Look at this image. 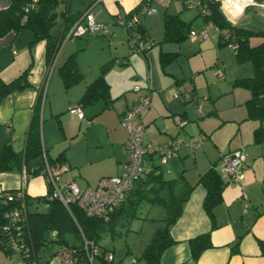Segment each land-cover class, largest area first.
Wrapping results in <instances>:
<instances>
[{
	"label": "crops",
	"instance_id": "crops-1",
	"mask_svg": "<svg viewBox=\"0 0 264 264\" xmlns=\"http://www.w3.org/2000/svg\"><path fill=\"white\" fill-rule=\"evenodd\" d=\"M141 1L67 0L66 5L61 4L57 12L62 13L65 8L67 16H76L91 7V13L97 22L104 25V30L99 31L98 37L82 38L85 34L70 38V43L58 50L52 65L46 62V40L30 44L33 34L29 28L9 31L0 37V79L5 82L13 80L31 63L27 75L30 87L16 90L0 102V147L8 144L16 152L24 150L33 106L39 92H43L42 146L51 158L65 149L63 166L68 169L57 168L59 181L72 179L80 188L93 187L102 176L118 174L126 162V132L120 125V115L147 92L150 96L149 106L141 113V120L145 123L152 122L155 130L143 132L144 144H163L177 134L185 137L203 135L200 146L190 148L183 144L178 153L168 161H153V164H166L165 172L170 177H166L159 167L164 178L182 176L193 186L183 203L180 216L169 227L174 242L162 252L160 263L264 264V249L260 246V242H264V118L248 116L245 102L250 98L251 91L247 87L233 84L236 79L251 77L253 65L248 61L249 64H241L228 71L229 65L223 59L214 64V58L210 61L187 59V62L179 52L165 50L162 45L163 52L176 53L173 60L162 68L159 52V59L151 66L148 58L152 56L156 59L155 52H145L144 55L140 53L146 64V75L145 72L136 73L132 59L134 55L129 54L127 34L118 19L132 11ZM10 2L11 0H0V9L8 7ZM250 6L264 7V3ZM137 10L132 13L136 14ZM237 19L229 21L239 26L235 22ZM57 20L63 25L61 14L57 15ZM201 20L203 24H207L204 17L201 16ZM66 25L68 26H62V38L66 37L74 23L69 25L68 21ZM257 25L259 26L249 23L239 27L264 32V22H257ZM205 26L208 27L204 25L202 28ZM215 28L218 39L220 30L216 26ZM143 32L146 34L145 28ZM262 40L264 36L250 37L249 42L256 45ZM73 52L82 79L66 89L58 68ZM110 61L112 66L105 73L104 79L109 87V96L114 101L108 108H103L102 100L84 106V116L78 117L70 111L71 105L79 101L86 87L98 76L102 65ZM115 64L134 67L135 73L131 74L129 81L117 80L112 73L117 69ZM211 65H220L225 69V74L220 68L214 71L218 79L212 76L210 69L207 74L206 68ZM202 70L204 72L200 73ZM138 83L143 87L138 86ZM135 86L140 87V90L136 91ZM178 86L190 93L191 97L185 99L176 94ZM98 103L101 104L100 107H97ZM111 107L113 117L104 116ZM199 107L203 114L198 111ZM86 113L90 116L87 121H83ZM177 113L187 119L183 127L177 126L172 119L173 114ZM98 125L105 127L106 142L99 141V136H96L95 142L90 141L89 133H93L94 126ZM77 138H83L85 144L80 143L76 150L68 151V146L64 147V144ZM78 140L75 142L79 144ZM103 146L107 148L106 151ZM237 148L244 153L243 177L237 183H226L222 190V200L213 208L210 216L203 207L206 190L197 180L212 166L225 179L221 173V159ZM20 186V170L0 172V191L18 189ZM25 191L32 197L46 194L45 178L41 174L29 177ZM243 192L246 194L245 199L242 198ZM204 233H209L211 245L202 250L197 259H193L188 241ZM18 256L20 259L19 254ZM45 258H49L46 252L43 253V260ZM49 264L63 263L54 256Z\"/></svg>",
	"mask_w": 264,
	"mask_h": 264
},
{
	"label": "trees",
	"instance_id": "trees-1",
	"mask_svg": "<svg viewBox=\"0 0 264 264\" xmlns=\"http://www.w3.org/2000/svg\"><path fill=\"white\" fill-rule=\"evenodd\" d=\"M254 1L264 3V0ZM66 2L67 0H11L8 7L0 9V37L9 31H18L23 27L29 28L33 34L30 44L38 40H46L45 57L46 62L51 65L63 40L61 37L63 28L56 35L50 33L51 29L58 23L57 15H62V26L66 27L68 21L69 25L75 23L83 13L67 16L65 8H63L62 13L57 12L58 7L63 3L66 5ZM140 3L128 14L139 9ZM183 3L185 5L184 0ZM202 17H204L205 22L210 21L219 28L218 46L229 45V43L234 42L237 44V47L233 49L237 62L250 61L252 63L253 75L236 79L233 84L247 87L251 91L250 98L245 102L248 116L264 118V102H262L264 100V40L256 45H251L249 42L253 34L260 33L264 36V32H255L230 22L216 3H208V14ZM137 29L151 47L153 44L143 33L140 23ZM189 32L190 23L182 20L179 14L164 13L162 41H181L189 35ZM147 49L141 54L144 55ZM175 56L176 53L161 52V67L164 68L165 64L173 60ZM111 66V61L102 65L98 76L86 87L76 103L81 109L99 100L104 103L103 108H108L114 101L109 96V87L104 79L105 73ZM30 68L31 63L18 77L11 81L5 82L0 79V102L14 91L30 87L27 82ZM58 70L66 89L82 79V74L76 66L75 52L66 58ZM44 95L43 92H39L33 106V112L26 130L24 150L16 152L8 144L0 147V172L21 171L22 167L25 166L27 179L38 174L45 178L47 192L42 196L32 197L26 193L25 187L22 186L18 189L0 191V251L7 255L18 253L20 255L19 261L49 264L50 259L57 256L59 251L70 249L76 258L72 264H95V262H97L96 264H116L113 258L109 259L106 255V248L99 244L102 232L113 229L117 222L128 223L138 217L142 207L156 205L162 208L164 226L155 233L151 243L144 249L139 259L141 264H161L162 252L174 242L170 236L169 227L180 216L183 203L193 186L189 185L182 176L164 178L160 172L159 164H153L154 159L158 160L154 157L136 180L125 199L106 217L87 213L77 202L64 204L58 198H53L51 195L53 182L45 170L46 163L58 185L63 182L59 181L57 168L67 170L68 167L63 166L65 149L51 158L42 146L41 112ZM37 158L40 159V162L31 167L29 163ZM197 183L202 184L206 190L203 207L206 213L211 216L213 208L222 200V190L227 182L215 166H212L199 176ZM32 199L43 200L46 203V210H30L28 205ZM67 234L73 235L74 238L79 239V242H68L65 237ZM84 240L92 241L100 249L92 263L87 262L83 248ZM188 242L193 259H197L202 250L211 245L209 233L198 235ZM54 243L58 245L56 251L52 252L49 258L40 260V251L49 249ZM260 246L264 249V242H260Z\"/></svg>",
	"mask_w": 264,
	"mask_h": 264
},
{
	"label": "built area",
	"instance_id": "built-area-1",
	"mask_svg": "<svg viewBox=\"0 0 264 264\" xmlns=\"http://www.w3.org/2000/svg\"><path fill=\"white\" fill-rule=\"evenodd\" d=\"M169 1L170 0H142L139 10L146 13H155L157 12V8L153 7V3L167 7ZM184 2L189 8L197 7L201 16L208 14V3H216L226 18L231 21L237 19L246 7L260 4L254 0H184ZM118 21L127 34L131 52L141 53L145 49L150 48L148 41L143 38L142 33L137 29L139 20L136 14H126L123 18H119ZM103 30L104 25L95 20L91 13V7H88L76 20L67 33L65 40L85 34H95ZM189 36L192 38L198 36L207 38L208 27L205 26L199 30H190ZM229 46L234 49L237 47V44L231 42ZM217 74H220V72ZM134 89L139 91L140 87L135 86ZM176 94L182 95L185 99L191 97L190 93L183 90L182 87L177 89ZM149 101V93H143L140 98L133 105L126 108L120 116V125L126 132L125 149L127 160L118 174L100 178L98 183L93 187L80 188L77 183L72 180L58 185L56 179L52 175L50 167L46 163L45 170L53 182L52 197L58 198L64 204L77 202L87 213L99 217H106L110 211L125 199L136 180L152 162L154 157L160 162H166L169 158L178 153L183 144L188 145L190 148H196L201 145L203 138L200 134L187 137L177 134L163 144L151 146L144 144L141 138L143 132L148 129L155 130V125L152 122L145 123L141 120V113L149 106ZM70 111L80 118L83 117V111L77 104L71 105ZM172 117L179 127H183L186 121L181 115L173 114ZM243 166L244 153L242 149L237 148L231 153L225 154L221 159V173L225 177L226 182H239L243 177ZM21 172L22 187H25L27 181L25 166L22 167ZM242 198H246L244 192L242 193ZM83 248L87 262L92 263L100 252V249L92 241L87 240H84ZM57 257L63 264H72L76 259L73 251L70 249L59 251ZM108 258H113L112 253L108 255ZM16 264H36V262L32 261L27 263L19 261Z\"/></svg>",
	"mask_w": 264,
	"mask_h": 264
},
{
	"label": "rangeland",
	"instance_id": "rangeland-1",
	"mask_svg": "<svg viewBox=\"0 0 264 264\" xmlns=\"http://www.w3.org/2000/svg\"><path fill=\"white\" fill-rule=\"evenodd\" d=\"M153 7L157 8V12L155 13H146L140 10H137L136 15L139 20L140 26L143 27L142 29L148 35L147 38L150 41L151 47L147 49L148 52L156 54V59H153L150 56L148 59L151 61V66H154L153 62L155 63L159 59V52H163V48L165 50H175L174 52H179L180 56L191 60H200L205 59V61H210L213 58V63L216 61L220 62L221 59L225 60L229 65V70L232 71L237 66L241 64H249L248 61L244 62H237L234 50L229 45H217V29L213 25L212 22H207V24H203L201 20V15H199V10L197 7H186L183 3V0H170L167 7L159 5L157 3H153ZM164 13L168 14H179L180 18L184 20L186 23H190V28L193 29H200L204 25H208V37H198L196 40L192 39L189 35L185 37L181 41H162L163 38V16ZM238 23L239 26L242 24H249L257 25L258 23L264 22V7L261 6H250L247 10L243 11L242 14L238 17L235 21ZM259 32V31H257ZM144 33V32H143ZM100 35L99 32L95 34H86L82 38L88 39L89 36H97ZM262 34L257 33L253 34L252 37H260ZM98 37V36H97ZM81 38V39H82ZM71 40H63L61 41V46L59 50L65 44H69ZM162 43V44H161ZM129 54L134 55L133 61L134 65L136 66V73L140 74L145 72L146 75V64L141 56L140 53L134 52L131 53L129 49ZM137 57H140V60H137ZM188 62V61H187ZM159 63V62H158ZM216 66V65H215ZM211 65V67L206 68L207 74L209 72L208 69L211 70L212 76L218 79L215 76V70L220 68L223 73L225 74V69L223 67L217 66L215 67ZM117 69H114L113 74L117 77L118 81H129L131 74L134 72V67L130 65H119L115 64ZM220 70V71H221ZM57 71V69L55 70ZM217 71V70H216ZM203 73L204 70L200 71ZM223 74V75H224ZM224 77V76H223ZM138 86L143 87L141 83H138ZM177 88V87H176ZM175 90V88L173 89ZM201 100V99H200ZM204 101V100H202ZM97 107H100L101 104H96ZM205 110V108H204ZM199 112H202L201 108L198 109ZM198 112V113H199ZM178 114V113H177ZM113 117L114 111L112 107L105 112L104 116ZM179 115V114H178ZM90 115L86 113L85 118L83 121H87ZM173 119V117H172ZM185 119V118H184ZM187 121V119H185ZM176 124V123H175ZM177 125V124H176ZM178 126V125H177ZM105 127L98 125L94 126V132H90V141L95 142L96 136H99V141L106 142L105 137ZM199 135V134H195ZM202 135V134H201ZM203 136V135H202ZM142 138V137H141ZM78 138L75 140L77 141ZM69 142L64 144L68 146V151H74L80 145H83L84 140L80 138L79 144L78 142ZM109 149V146H108ZM103 150L106 151L107 148L103 146ZM159 164V163H158ZM160 169L162 170L163 174L166 175V164H159ZM170 177V176H168ZM81 181V180H78ZM30 210H37V211H44L46 210V203L43 200H35L32 199L30 204L28 205ZM163 211L162 208L159 206H145L140 209V213L138 217L130 220L128 223L124 222H117L113 229H108L105 232H102L101 238L99 240V244L106 248V255L110 254V251L113 255L114 263L116 264H141L140 255L144 251V249L151 243L152 239L154 238L155 233L164 226L163 220ZM66 239L70 243L79 242V239L74 238L73 235L67 234L65 235ZM58 245L54 243L52 247L49 249H42L39 253L40 260H43V253L46 252V256L52 254V252L56 251ZM42 256V257H41ZM19 256L17 253H12L10 255L5 254L4 252L0 251V264H16L18 262ZM97 262H95L96 264Z\"/></svg>",
	"mask_w": 264,
	"mask_h": 264
},
{
	"label": "water",
	"instance_id": "water-1",
	"mask_svg": "<svg viewBox=\"0 0 264 264\" xmlns=\"http://www.w3.org/2000/svg\"><path fill=\"white\" fill-rule=\"evenodd\" d=\"M55 16H56V14H55ZM61 29H62V23L59 22V23H57V24L51 29V32H50V33H51L52 35H56V34L59 33V31H60ZM39 162H40V159L37 158V159L31 161V162L29 163V165H30L31 167H33V166L37 165Z\"/></svg>",
	"mask_w": 264,
	"mask_h": 264
}]
</instances>
